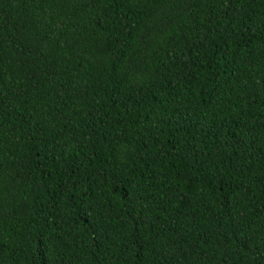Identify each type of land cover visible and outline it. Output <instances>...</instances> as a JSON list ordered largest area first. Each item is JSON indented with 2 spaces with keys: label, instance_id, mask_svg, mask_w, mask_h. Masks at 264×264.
<instances>
[{
  "label": "trees",
  "instance_id": "16d2710c",
  "mask_svg": "<svg viewBox=\"0 0 264 264\" xmlns=\"http://www.w3.org/2000/svg\"><path fill=\"white\" fill-rule=\"evenodd\" d=\"M0 264H264V0H0Z\"/></svg>",
  "mask_w": 264,
  "mask_h": 264
}]
</instances>
